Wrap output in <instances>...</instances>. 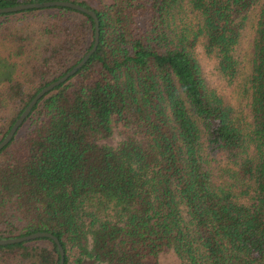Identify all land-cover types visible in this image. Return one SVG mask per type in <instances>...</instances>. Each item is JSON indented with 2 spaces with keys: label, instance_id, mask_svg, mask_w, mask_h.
I'll list each match as a JSON object with an SVG mask.
<instances>
[{
  "label": "trees",
  "instance_id": "1",
  "mask_svg": "<svg viewBox=\"0 0 264 264\" xmlns=\"http://www.w3.org/2000/svg\"><path fill=\"white\" fill-rule=\"evenodd\" d=\"M72 1L96 12L99 42L0 148V238L50 231L64 264H162L165 248L179 264H264V0ZM255 6L247 118L207 86L195 47L234 79ZM93 38L69 6L0 13V140ZM59 258L46 236L0 244V264Z\"/></svg>",
  "mask_w": 264,
  "mask_h": 264
},
{
  "label": "rangeland",
  "instance_id": "2",
  "mask_svg": "<svg viewBox=\"0 0 264 264\" xmlns=\"http://www.w3.org/2000/svg\"><path fill=\"white\" fill-rule=\"evenodd\" d=\"M109 2L111 0H103ZM258 11V6H255L248 14L246 23L241 31L239 41L236 45L235 55L239 59L240 69L238 75L230 80L224 76L217 67V58L214 54H207L203 48V38H199L195 47V54L201 66L202 75L208 87L214 88L224 98L225 102L232 105L235 109H241L247 118L248 100L246 95H243V80L250 72V57L252 49V38L254 31V23ZM181 16L183 21L190 23L195 21L194 14L190 9L183 5L181 7ZM178 23L182 24L180 21ZM122 126L115 125L112 134L103 139V141L116 145L123 137ZM88 208V207H87ZM158 259L162 264H179L176 254L169 248L162 250Z\"/></svg>",
  "mask_w": 264,
  "mask_h": 264
},
{
  "label": "water",
  "instance_id": "3",
  "mask_svg": "<svg viewBox=\"0 0 264 264\" xmlns=\"http://www.w3.org/2000/svg\"><path fill=\"white\" fill-rule=\"evenodd\" d=\"M54 5H62V6H69L75 8L77 10H81L83 12L88 13L92 16L94 20V38L92 45L90 48L82 55L80 60H78L71 68H69L64 74L59 76L58 78L50 81L45 86H43L40 90L36 92V94L29 100L26 104L22 112L16 117L12 125L10 126L9 130L0 140V148H2L14 135L16 130L18 129L19 125L23 122L26 118L30 110L32 109L33 105L37 102V100L45 94L48 90L52 89L54 86L58 85L59 83L65 81L69 76H71L74 72H76L90 57V55L96 50L98 42H99V20L96 12L85 5H82L78 2H74L72 0H42V1H30V2H22L14 5H7V6H0V13L2 12H12V11H19L28 8H41V7H48ZM46 236L50 237L56 243L60 258L59 264H64V248L59 240V238L50 231L47 230H38L34 232H30L23 235L18 236H10V237H1L0 244H9L15 242H21L25 240L34 239L37 237Z\"/></svg>",
  "mask_w": 264,
  "mask_h": 264
}]
</instances>
